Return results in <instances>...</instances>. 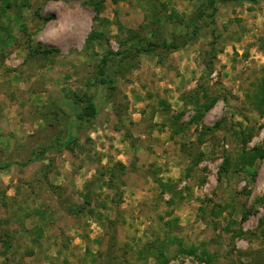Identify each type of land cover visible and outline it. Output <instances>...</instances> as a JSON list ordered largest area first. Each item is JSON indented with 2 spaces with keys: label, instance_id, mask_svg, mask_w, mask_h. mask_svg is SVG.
Returning a JSON list of instances; mask_svg holds the SVG:
<instances>
[{
  "label": "rangeland",
  "instance_id": "obj_1",
  "mask_svg": "<svg viewBox=\"0 0 264 264\" xmlns=\"http://www.w3.org/2000/svg\"><path fill=\"white\" fill-rule=\"evenodd\" d=\"M104 49L134 52L113 97L85 85ZM87 97L73 149L20 165ZM254 148L264 0H0V264H238L264 250Z\"/></svg>",
  "mask_w": 264,
  "mask_h": 264
},
{
  "label": "trees",
  "instance_id": "obj_2",
  "mask_svg": "<svg viewBox=\"0 0 264 264\" xmlns=\"http://www.w3.org/2000/svg\"><path fill=\"white\" fill-rule=\"evenodd\" d=\"M100 36L101 34L92 33L90 34L89 40L92 41L95 38H100ZM185 44L186 42L175 43L167 41H150L147 45L135 47V52H149L155 50V48L160 47L169 51L177 50L185 46ZM133 56L134 52H120L113 51L111 49H104L101 54L97 55V62L93 70L94 74L92 77H88V79H86L85 85L96 86L99 89L107 90L109 92V95L113 97L116 94L117 90V85L115 83L116 74L120 72L122 75H124L128 69L134 66L132 64ZM86 100L87 101L85 105L76 114H64L55 116V118L48 124L47 127H56L59 125L63 127H58V129L56 128L54 130L55 132L49 134L48 136V133H46L47 138H42L39 141V144L41 146L40 151L33 148L29 158L23 162H20L19 164L27 165L31 162L41 161L49 152H58L64 148L73 149L74 145L77 143L80 137L82 128L86 125H91L99 114L100 108L96 99L93 97H87ZM210 105L211 104L206 105L205 109L209 108ZM207 129L211 130L212 128L208 127ZM244 157L250 164H253L256 159L264 157V149L254 148L250 152H246ZM13 163L9 162L7 164H4L0 160V169H7ZM245 258H248V261H245ZM236 259L238 264H264V250H240L236 255Z\"/></svg>",
  "mask_w": 264,
  "mask_h": 264
}]
</instances>
